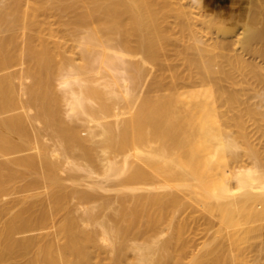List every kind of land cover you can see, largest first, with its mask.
Segmentation results:
<instances>
[{
	"label": "bare ground",
	"instance_id": "bare-ground-1",
	"mask_svg": "<svg viewBox=\"0 0 264 264\" xmlns=\"http://www.w3.org/2000/svg\"><path fill=\"white\" fill-rule=\"evenodd\" d=\"M175 1L0 0V264H238L245 244L263 238L264 161L257 162L250 127L264 138V105L250 100L254 76L243 73L255 66L254 75L264 74L250 55L264 53V17L262 27L253 21V6L264 14V3L253 0L255 13H244L254 16L240 31L234 20L235 30L222 23L220 33L214 9L218 23L210 12L199 15L219 34L240 32L230 43L213 39L224 42L214 41L218 49L237 45L227 48L225 65L208 46L215 29L203 32L208 44L177 35L199 23L202 0H191L200 5L194 10ZM132 50L152 58L161 84L170 78L174 90L146 92L144 75L153 71L144 73ZM140 180L151 187L132 193ZM175 189L202 206L213 227L217 218L218 242L194 240L196 224L187 236L197 207ZM12 191L22 193L3 202Z\"/></svg>",
	"mask_w": 264,
	"mask_h": 264
},
{
	"label": "rangeland",
	"instance_id": "rangeland-1",
	"mask_svg": "<svg viewBox=\"0 0 264 264\" xmlns=\"http://www.w3.org/2000/svg\"><path fill=\"white\" fill-rule=\"evenodd\" d=\"M171 1H175V0H171ZM183 1H184V2H183ZM231 1H232V0H202L203 3H201V8H200V5L198 6V3H195V2L192 1L193 4H191V0H190V1H189V0H182V2H183L184 4L187 2V6H188V7L193 5L191 8L195 7L196 4H197V6L200 8V10H199L198 12H197L196 10H195V11H196V13L198 14V17H199V15H200V16H202V18L199 17V23H196V25L194 24V25H195V28L198 27V29H199V27H203V29H202V28H200V29H202V30L208 29V30H206V31H202V30H201V32H200L198 29L195 30V28H194V29H193V28L191 29V27H190V29L187 28V30L192 31V32H190V33H191V37L188 36V35L190 34L189 32H188V33H189V34H188V33H185V32H187V31H183V30H182L183 32H179L177 35H178L182 40H187V38H188V40L190 41V38H193V39H191L192 42H194L195 40H197V39H195L194 37H197L198 40H200L201 36H202V38H203V36H204V38H205V42H207V44L209 43V42H208L209 40H210V41H213V39H216V38H220V40H221V38H227V39H228L227 42L230 43L229 38H231V41H232V40H234L235 38H238V37H239L238 35H237V37H236L234 34H235V33L237 34V33L240 31V30H239V28H240L239 26H240V24H242V22L246 21V20H244V19L247 17L246 19H247V21H248V19H251V17L254 16V14H253V16H251V17L247 15V14L250 13L249 10H251V9H253V8H254V10L256 11V13L253 12L254 10L251 11V13H252V12L255 13V16H254V17H255V20H254V18H253V21H254V22L256 21V22L259 24V25L256 24V26H259V27H260V26H261V27L263 26V25H261V24L264 23V21H263L262 23H259V21H262V20H263V18H260V17H264V14L259 13V12H258L259 10H256V9H255V6H253V8H250V4L253 3V0H240V1H239V0H234L235 2L232 1V3L229 4V2H231ZM238 1H239V2H238ZM249 1H252V2H251V3H245V2H249ZM255 1H256V0H255ZM175 2H177V3H182L181 0H176ZM236 2H237L238 4H237ZM241 2H242V3H241ZM243 2H244V3H243ZM234 3H235V4H234ZM261 3H264V0H263L262 2L260 1V3H259L258 0H257L256 5H259V4H261ZM236 4H237V5H236ZM242 4H243V5H242ZM245 4H246V5H245ZM253 4H255V3H253ZM223 5H224V7H222ZM226 5H227V7H225ZM229 5H230V6H229ZM231 5H234V7L232 6V7H233V8H232ZM261 5H262V4H261ZM261 5H260V7H261L262 9L260 8V11H261V12H264V11H262V10L264 9V8H263L264 5H262V6H261ZM185 6H186V5H185ZM197 6H196V7H197ZM213 6H214V8H213ZM219 6H220V7H219ZM237 6H238V7H237ZM240 6H241L242 8H241ZM243 6H244V7L246 6L245 9H243V8H244ZM247 6H248V7H247ZM198 7H197V8H198ZM215 7H216V8H215ZM239 7H240V8H239ZM251 7H252V6H251ZM256 7H257V6H256ZM191 8H190V9H191ZM197 8H195V9H197ZM217 8H218V9H217ZM221 8L223 9V12H222L221 15H220V12L222 11ZM224 8H227V9H224ZM247 8H248V10H247ZM258 8H259V7H258ZM208 9H209V10H208ZM212 9L215 10V11H214L215 14H217V13H218V14H217V15L213 14V10H212ZM216 9H217L218 11H216ZM219 9H220V11H219ZM233 9H234V11H233ZM235 9H236V10H235ZM238 9H240V10H239L240 12H238L239 15H238L237 12H236V11H238ZM191 10H192V9H191ZM193 10H194V8H193ZM193 10H192V11H193ZM225 10H226V11H225ZM231 10H232V12H231ZM245 10H247V14H245V13H246ZM195 11H194V12H195ZM200 11H201V12H200ZM204 11H205V12H204ZM248 11H249V12H248ZM199 12H200L201 14H199ZM209 12H210V13H209ZM228 12H230V13H228ZM244 12H245V13H244ZM257 12H258L260 15L257 14ZM204 13H205V14H204ZM208 13H209V17H212L211 19L208 17L210 20H212L213 17H214V20L211 21L212 23H213L215 20H217V18L219 17L218 22H221V23L218 25V24H217L218 22L215 21V22H217V23L214 24V25H218L217 27H216V26H215V27L220 31V33H221L222 30L219 29V26H221L222 23L224 24V26H226V24H228V25L231 27V29H233V27H235V25H236V22H235V21H241V23H240V22H237V25H238V29H237V30H239V31L235 32L234 34H233L234 31L231 32V34L234 35L235 38H234L231 34H229L230 31L225 32V33H228V36H225L224 34H223V35H222V34H219V31H217L216 28H213L214 26H213L212 28H209V27H211V24L209 25V24H208L209 22H208V23H207V22L204 23L205 20H206V18H207L206 15H207ZM224 13H225V14H224ZM227 13H228V15H226ZM251 13H250V14H251ZM197 14L194 13L195 16H196ZM203 14H204V16H203ZM210 14H211V16H210ZM230 14H232V15H230ZM234 14H235V15H234ZM256 14H257V16H256ZM212 15L217 16V18H215V16H212ZM218 15H219V16H218ZM222 15H223L224 17H223ZM225 15H226V16H225ZM236 15H237V17H236ZM244 15H245V16H244ZM220 16H221L223 19L220 20V18H221ZM204 17H205V20L201 23V22H200V18H201V20H203ZM229 17H230V18H229ZM244 17H245V18H244ZM249 17H250V18H249ZM208 18H207V19H208ZM228 18H229V19H228ZM258 18L261 19V20H259ZM173 19H174V18H172V20H171V18H170L171 21H173ZM193 19H194V22H195V18H193ZM193 19H192V20H193ZM225 19H226V20H225ZM227 19H228V20H227ZM230 19H231V20H230ZM239 19H240V20H239ZM219 20H220V21H219ZM234 20H235V21H234ZM251 20H252V19H251ZM222 21H223V22H222ZM249 21H250V20H249ZM173 22H174V21H173ZM192 22H193V21H192ZM192 22H191V23H192ZM194 22H193V23H194ZM197 22H198V21H197ZM215 22H214V23H215ZM233 22H234V23H233ZM251 22H252V21H251ZM251 22H250V23H251ZM256 22H255V23H256ZM193 23H192L190 26L193 27V26H194ZM233 24H235V25H233ZM253 24H254V23H253ZM200 25H201V26H200ZM203 25H204V26H203ZM212 25H213V24H212ZM254 25H255V24H254ZM206 26H207V27H206ZM204 27H205V29H204ZM227 27H228V26H227ZM227 27H226V28H227ZM230 27H229V28H230ZM263 28H264V26H263ZM263 28H261V29L264 31ZM209 29L213 30V31H211V32H214V31L216 30V31L214 32V34L217 35V36H213V34H212V36H211V34L208 33V34H207L208 36L205 34V35L207 36V38H206V36L203 35V32H204V33H207L208 31L210 32ZM214 29H215V30H214ZM185 30H186V29H185ZM233 30H235V29H233ZM241 30H242V29H241ZM198 31H199L201 34H198V35H197V32H198ZM231 31H232V30H231ZM216 32H217V33H216ZM239 33H240V32H239ZM1 34H4V33H3V32H0V35H1ZM187 34H188V35H187ZM209 34H210V35H209ZM218 34L221 35L222 37H221V36H218ZM194 35H195V36H194ZM196 35H197V36H196ZM200 35H201V36H200ZM226 35H227V34H226ZM229 35H231V36H229ZM239 35H240V34H239ZM199 36H200V37H199ZM210 36H211V39H212V40L209 39ZM212 37H213V38H212ZM214 37H216V38H214ZM228 37H229V38H228ZM232 37H233V39H232ZM204 38H203V39H204ZM207 39H209V40H207ZM263 39H264V33L262 34L261 38L259 39L260 41H259V40H258L259 42L257 41V42H258V45H259V43H260L261 47H263V45H264V43H263V42H264ZM220 40H219V42H218V40H214V41H216V43H217V42H218V43H221ZM202 41H203V45H204V44H205V43H204V40H202ZM214 41L212 42V43H213L212 45H211V42H210V45L208 44V46H211V48H212V47H213V48L215 47V49H214L212 52H214L215 55L218 53V54H217V55H218V59H219V60L224 59V60H221V62H222V61L225 62L224 64L226 65V64L228 63V61H227V57L224 56V55H227V52H228L227 48H229V49L231 50V48L229 47L230 45L233 46V47H234V46L236 47L237 45H232L233 42H231L232 44L229 45V44L226 42L229 46H228L227 48H224L226 44H224V45H223L224 47H223L221 44H223L224 42H222V43L220 44L221 46H219L220 49H218V46H216V44H215ZM222 41H226V39H225V40L223 39ZM235 41H237V40H235ZM261 41H263V42H262L263 44L261 43ZM257 42H256V43H257ZM71 43H72V42H71ZM218 43H217V45H218ZM234 43H236V42H234ZM256 43H255L254 46L257 48L258 45L256 46ZM201 44H202V43H201ZM214 45H215V46H214ZM254 46H253V49H251V50H253V51L249 50V51L247 52V50H245V52H247V55H248V56H246V53H245L244 51H243V52H244L245 54H243V52H242V56H244V58H245V56H246V57H248V59H249V60L246 59V60H247L246 62H248V63H247V66L249 65V61L251 60V59H250L251 57H252V60H251L252 63H253L254 58L256 59V61H258V64H261V65H262V62L264 63V61L262 60V59H263L262 56H264V53H263V55H262V53H259L261 50L254 49ZM233 47H232V48H233ZM235 47H234V48H235ZM258 47H259V46H258ZM234 48H233V49H234ZM224 49L227 50L225 54H223V52H222V51H225ZM263 49H264V47H263ZM211 50H212V49H211ZM230 50H229V51H230ZM256 50H258V52H256V54H253V56H252V54L249 53V52L252 53V52H254V51H256ZM132 51H133V52H132L131 57L128 55L131 59H132V58H137V57H138V59H139V57H141V56H140L141 54H139V53L137 52V53H136L137 55H136V54L134 53V50H132ZM135 51H136V50H135ZM137 51H138V50H137ZM218 51H221L222 54H221V53L219 54ZM262 51H263V50H262ZM262 51H261V52H262ZM139 52H140V51H139ZM130 53H131V52H130ZM140 53H143V52H140ZM254 53H255V52H254ZM258 53L261 55V58H262V59L260 58L261 61L258 59V57H259V54H258ZM145 54H146V53H145ZM145 54L143 53V56H142L139 60H140L141 62L143 61L146 65L149 64V65H148L149 67H148V66L146 67L145 64H143V65H142V66H143V71H144V73H146L147 70H148V72H149V71H150V72L153 71L152 74H151V73H148V75L150 74V77L147 75V73H146V75H144V76L147 78L146 82H148V83L145 84V86H146L145 91H146V92H149V91H154L153 89H156V91H157V92L155 91V92H156V95H154L155 92H154V93L152 92V93H153L152 95H153L154 97H157L158 95L163 94V93H169V92L173 91V90H174V87L176 86L175 83L172 82V81L170 80V78H168V80H167L168 82L166 83V85H162L161 82L159 81V76H158V74H157V72H158V71H157L158 67H157L156 62H155L152 58H151L149 61H147L150 57H148V56L145 55ZM249 54L251 55V57L249 56ZM133 55H135V56L133 57ZM219 55H220V56H219ZM221 55H222V57H221ZM257 55H258V57H255V56H257ZM76 56H79V55L76 54ZM146 57H147V58H146ZM220 57H221V59H220ZM249 57H250V58H249ZM253 57H254V58H253ZM130 58H128V59H130ZM145 58H146V61L144 60ZM133 60H134V59H133ZM143 62H142V63H143ZM254 62H255V61H254ZM255 63H256V66H258V67L260 66V68H259L260 70H263V71H264V65H263V68H262L261 65H257V62H255ZM150 64H151V65H150ZM228 64H229V63H228ZM250 64H251V63H250ZM154 65H156V67H155ZM225 65H224V66H225ZM242 65H246V64H242ZM242 65H239V66H240V67H239V68H240V71H242V69L244 68V67L242 68ZM251 65H253V64H251ZM150 66H151V67H150ZM253 66H254V65H253ZM228 67H229V65H228ZM250 67H251V66H250ZM225 68L228 69L226 66H225ZM241 68H242V69H241ZM247 68H249V66L246 67V69H247ZM256 68H257V67H256ZM256 68H255V66H254V68L251 67L252 70H255V71H253V72H252L251 69L249 68L250 70H247V71H248V72L250 71V72H249V73H245L246 75L243 73V77L246 76L245 78H247V76H249L250 78H251L252 76L255 77V78L252 77L253 80L248 79V78H249V77H248L247 79L250 81L249 83L246 82L247 80H244L243 82L248 83V84H249L248 86H250V88H252V90H250V88H246V89H249V90H250V91L247 90V92L250 94V95H249V96H250V100H253L252 103L254 102V104H256V106H260V105H264V103H262V102H264V100H263L264 97L262 96V95H263V91H264V90H263L264 87L262 86V84H263L262 82H264V74H263V77H262V78H261V76H260V75H262V74H260L259 71H257V72L259 73V75H257V76L254 75V74H257V73H256ZM261 68H262V69H261ZM150 69H151V70H150ZM194 69H195V70L193 71V73L195 74V73H197V71H198L199 69H198V68H194ZM154 71H155V72H154ZM242 72H244V71H242ZM245 72H246V70H245ZM254 72H255V73H254ZM261 73H262V72H261ZM95 74H96V73H95ZM142 74H143V73H142ZM155 74H157V75H155ZM248 74H249V75H248ZM250 74H251V75L253 74V75L250 76ZM92 75H94V73H93ZM153 75H154L155 77H153ZM151 77L154 78L153 80H154L155 83L153 82V80H152ZM146 78H145V79H146ZM245 78H244V79H245ZM143 80H144V79H143ZM141 81H142V79H141ZM259 81L261 82L260 86H262L263 88L260 87V86H258L259 84L256 85V86L261 88V89H260L261 92L259 91V89H258L257 87H256L257 89L255 90V87H254L255 84H257V82H259ZM151 82H152L153 85H152V88L150 89V87H151ZM253 82H256V83H254V85H251L250 83L253 84ZM246 83H245V86H244V87H246ZM139 84H140V83H139ZM147 85H148V86H147ZM149 86H150V87H149ZM154 86H155V87H154ZM164 86H165V87H164ZM172 88H173V89H172ZM138 89H139V88H138ZM147 89H148V90H147ZM163 89H164V90H163ZM170 89H171V90H170ZM158 92H159V93H158ZM258 92H259V93H258ZM150 93H151V92H150ZM251 95H252L253 99L251 98ZM254 96H255V98H256V96L261 97L260 99L262 100V102H260V101L258 100V98H257L258 101H257V100H254V99H255ZM262 97H263V98H262ZM255 101H256V102H255ZM258 104H259V105H258ZM260 107H261V108H260ZM260 107H258V108L262 111L261 115H262V114L264 115V113H263V108H264V106H260ZM128 109H129V108H128ZM261 111H260V112H261ZM126 114H127L129 117L131 116V113H130V112H127ZM127 115H126V116H127ZM263 115H262V117H263ZM259 116H260V114H259ZM260 119L262 120L261 117H260ZM263 119H264V118H263ZM261 120H260V122H261ZM262 121H263V120H262ZM250 122H251V121H250ZM250 122H249V124H251ZM261 123H262V122H261ZM251 129H252V133H251V135H252V139H253L254 143L257 142V145H258V146L255 145V149H254V153H255L256 155H258V157H257V160H258V161H257V160H256V161H257L258 163L260 162L259 164H261V160L264 161V159H263V158H264V157H263V154H264V138L261 137V135H259L260 133L254 132V131H255V130H254V126L250 127V130H251ZM44 131H45V130H44ZM85 132H86V130H84V131L82 130L81 133H82V134L84 133V136H86L87 134H86ZM253 132H254L255 134H254ZM45 133H46V132H45ZM46 135H47V134H46ZM47 137L49 138L50 136H45V134H44V138H46V140H45L44 138H43V139L45 140V142H47L48 140H50L49 142H51V139H52V138L50 137L51 139L49 138V139L47 140ZM257 137H258V138H257ZM260 137H261V138H260ZM254 139H255V140H254ZM259 140H260V141H259ZM47 143H48V142H47ZM51 143H52V142H51ZM259 143H260V144H259ZM255 144H256V143H255ZM208 145L212 146V144H208ZM256 146H257V148H256ZM258 151H259V152H258ZM256 152H258L260 155H262V158H261L260 155H259L258 153H256ZM254 153H253V154H254ZM261 153H262V154H261ZM253 156H254V155H253ZM255 157H256V156H255ZM255 157H254V158H255ZM259 157H260V160H259ZM244 158H246V162H247V164H248V163H252V161H253V159H251L250 157H247L246 155L244 156ZM254 160H255V159H254ZM138 162L140 163V162H142V161H141V160H137L136 163H138ZM214 162H219V161H218L217 159H215ZM246 162H245V163H246ZM253 162H254V161H253ZM139 163H138V164H139ZM142 163H144V162H142ZM262 163H263V162H262ZM145 164H146V165H145ZM145 164H142V166H144V168H145L147 171L150 170V172L153 173L152 169L149 168V167L147 166V163H146V162H145ZM250 165H252V164H250ZM261 165L264 166V163L261 164ZM22 168H23V167H21V169H22ZM148 179H150V178H148ZM151 179H152V177H151ZM144 180H145V179H144ZM144 180H140V181L138 182V185H139V184L141 185V186L139 185L140 188H141V187H144V189H143V188L140 189L139 186L136 185L137 183H136V182H133L132 185L135 184L136 187H135V186H134V187H135L136 189L134 190V189L132 188L133 186L131 185L132 187H130V188L128 189V192H129V190L132 188V190H130L132 193H133V191H134V192H135L134 194H141L142 192L144 193V192L148 191L147 189H148V187H151V185H152L151 183H154V182H155L154 184L156 185V181H155L156 178H154V177H153L154 182H153V180H151V183H149V184H151V185H147V183H146L147 181L145 182ZM146 180H147V179H146ZM141 181H142V182H141ZM149 181H150V180H149ZM21 182H22V181H21ZM144 182L146 183V187H147V188L145 187V183H144ZM22 183H23V182H22ZM41 188H42V187H41ZM41 188H40V189H41ZM37 189H38V190H36V192H37V191H38V192H41V191L44 190V188H43V190H41V191L39 190V188H37ZM136 190H137V191H136ZM160 190H164V189H160ZM175 190H177V189H175ZM33 191H34V190H33ZM140 191H141V192H140ZM177 191L179 192L180 195L184 196V193H183V192L180 193V192H181L180 190H177ZM198 191L201 192L200 190H198ZM131 192H130V193H131ZM21 193H22V192H21ZM21 193H20V192H17V193H16V192L12 191L11 194L9 193V195H6V196L4 197L5 199H6V198H7V199L5 200V199L3 198L2 201H3V202H6L7 200H10V199H12V198H15V196H19ZM23 193H25V192H23ZM15 194H16V195H15ZM17 194H18V195H17ZM8 197H9V198H8ZM184 197H186V196H184ZM186 199L188 200L187 197H186ZM2 201H1V203L3 204ZM189 201L191 202L192 200L189 199L188 202H189ZM190 204H191V209H192V211H193V209L195 208V205H196L197 208L195 209L194 212H195V215H197V214H198V215L196 216L197 219L195 218V215H194V216L192 215L193 217L190 216V220H189V221H190V223H191V222H192V223L190 224V227H189V229H187V231L189 230V231L193 232V229H192V228H193V226H195V224H196V226H195L194 230L197 229L198 227H199V229H198V231H197L198 233H196V234H195L196 231L194 232V234L191 233V232H190L191 234H189V231H188V235H187V236H189V235L191 236L192 234H193L192 237H193V236H196V235L199 236V237L196 236V239H194V240H197V238H199L200 241H202V242H200V241L198 240V243L200 242L201 244H202L203 241L206 240V239H209V240H211V241L214 240V241H213V244L216 243V242H218L219 240L216 239V241H215L214 237L219 238V235L221 236L222 233L219 234V235H217V233H216V232H218V231H216V228H218V225H217V224H218V220H217V218H216V217L213 218V221L215 222V223L213 222V224H214V227H213V226H212V223L210 224V222H209L208 220H206V216H205V214H203L204 212L207 213V211H206L205 209H203L202 206H200V205H198L197 203H195L194 201H192V203H190ZM192 206H193L194 208H193ZM189 208H190V207H189ZM191 209H186V211H187V212H188V210L191 211ZM196 210H197L198 212H196ZM191 213H192V212H191ZM201 216H202L203 219H201ZM191 218H192V219H191ZM193 218H195V219H194L195 221L193 220ZM198 218H199V219H198ZM215 219H216V220H215ZM197 220H199V221H197ZM196 221H197V223H196ZM201 221H202V222H201ZM198 222H199V223H198ZM200 222H201V223H200ZM203 222H204V223H203ZM216 223H217V224H216ZM192 224H194V225L192 226ZM198 224H199V226H198ZM203 225H205V226L203 227ZM164 226H165V225H164ZM191 227H192V228H191ZM165 228H166V227H165ZM201 228H203V230H201ZM50 229L53 230V227H51ZM210 230H211V231H210ZM217 230H218V229H217ZM187 231H186V233H187ZM202 231L205 232L204 235H205V237H207V238H201L202 236H204ZM200 232H202V234H201ZM186 233H185V234H186ZM198 234H199V235H198ZM207 234H209V236H208ZM223 234H224V232H223ZM200 235H201V237H200ZM215 235H216V236H215ZM167 236H168V234H166V232H165V233L162 235V238H163V237H167ZM190 236H189V237H190ZM185 237H186V236H185ZM209 237H210V238H209ZM221 237H223V236H221ZM221 237H220V238H221ZM224 237H225V236H224ZM190 238H191V237H190ZM194 238H195V237H194ZM212 238H213V239H212ZM224 239H225V238H224ZM259 239H260V240H259ZM220 240H222V239H220ZM251 241H252V244L254 243V245L251 244L253 247H252L251 245L249 246V245L245 244V245L247 246V248H243L242 251H241V252L244 253V254L240 255V257H242V258H241L242 260H240V261H241V264H257L256 261H257V258L259 257V255L256 256V253H257V254H258V253H259V254L264 253V250H263V249H264V236H263V238L259 236V237H257V238H254V239L251 240ZM190 242H191V241H190ZM191 243H192V242H191ZM191 243H189V244H190V249H191V248L193 249L194 247H193V245L191 246ZM195 243H196V242H195ZM192 244H193V243H192ZM201 244H200V245H201ZM195 245H196V244H195ZM198 245H199V244H197L196 247H199V246H200V245H199V246H198ZM246 246H245V247H246ZM257 247H258V248H257ZM204 248H205V247H202V246H201L200 249H201V250H204ZM251 248H253V249L255 248V249H254L255 251H254L253 249H251ZM262 248H263V249H262ZM188 249H189V248H188ZM190 249H189V250H190ZM198 249H199V248H197L196 250H195V249H193V250L197 251ZM249 249H250V250H249ZM257 249H258V250H257ZM261 249H262L263 252H261ZM253 251H254V252H253ZM187 253H188V252H187ZM187 253H186V252L184 253V255H185V254H186V255L184 256L183 259H185L186 256L188 257L189 254H187ZM189 253H190V252H189ZM191 253H192V252H191ZM253 254H255V255H253ZM189 256H190V255H189ZM253 256H254V258H253ZM255 256H256V257H255ZM187 257H186V259H187ZM190 258H191V257H188V259H187V260H184L183 262H185V261H186V263L189 262ZM252 258H253L254 260H253ZM250 260H251V261H250ZM252 260H253V261H252ZM255 260H256V261H255ZM240 261H238V262H239L238 264H240ZM254 261H255V262H254ZM247 262H248V263H247Z\"/></svg>",
	"mask_w": 264,
	"mask_h": 264
}]
</instances>
